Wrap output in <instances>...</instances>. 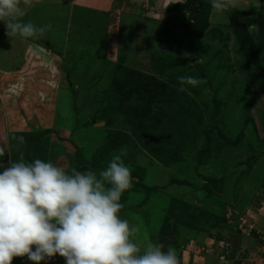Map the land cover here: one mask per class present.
Returning <instances> with one entry per match:
<instances>
[{
  "label": "rangeland",
  "instance_id": "374dc122",
  "mask_svg": "<svg viewBox=\"0 0 264 264\" xmlns=\"http://www.w3.org/2000/svg\"><path fill=\"white\" fill-rule=\"evenodd\" d=\"M41 1L22 18L51 24L41 38L10 40L8 48L0 40V165L22 154L99 171L127 149L122 159L133 179L119 215L138 227L140 244L171 232L163 215L173 206H182L171 210L178 218L190 215L184 206L224 204L264 217V0H241L224 16L212 14L209 0H183L166 13L153 0H113L101 13L90 0ZM154 11L150 34L143 16ZM181 75L204 82L180 91ZM41 264L66 261L57 254Z\"/></svg>",
  "mask_w": 264,
  "mask_h": 264
},
{
  "label": "clouds",
  "instance_id": "9594fccd",
  "mask_svg": "<svg viewBox=\"0 0 264 264\" xmlns=\"http://www.w3.org/2000/svg\"><path fill=\"white\" fill-rule=\"evenodd\" d=\"M31 3L0 0V22L8 37L39 39L51 28L50 23L23 21ZM209 3L214 16L241 9V0ZM169 4L160 12L166 13ZM177 81L180 91L204 82L191 75L178 76ZM14 139L25 143L23 136ZM126 152L119 149L99 171H79L39 158L29 162L22 154L8 166L0 165V264L25 256L41 264L57 254L66 264H179L176 250L163 242L137 243L138 227L119 215L124 207L121 197L133 179L122 159Z\"/></svg>",
  "mask_w": 264,
  "mask_h": 264
},
{
  "label": "crops",
  "instance_id": "0c3cea01",
  "mask_svg": "<svg viewBox=\"0 0 264 264\" xmlns=\"http://www.w3.org/2000/svg\"><path fill=\"white\" fill-rule=\"evenodd\" d=\"M96 1L97 0H90L92 3L90 7L97 8L95 10L100 11V13L109 11L113 3V0H107L105 1L107 3L100 6V4H96ZM159 1L163 6L167 3L172 5L176 2H183V0H153L154 3H158ZM120 2L121 1H118L117 3L121 4ZM34 3L36 6L41 4L43 6L41 0H35ZM126 7L117 10L119 15L121 12L123 14L128 13ZM29 11V8H26V13ZM157 12L158 11H154L151 17L149 15L143 16V21H145L143 25L146 26V31L150 34V26L146 22L151 21L148 19L153 18V15ZM139 18L140 17H137V22H141ZM157 22L160 23V21ZM0 40L2 47L8 48L10 40L23 41L25 39L19 36L8 37L6 35L4 23L0 22ZM13 72L16 71H10L11 74H17ZM0 108L2 107L0 106ZM186 207H188L189 211L193 210L195 207L197 208V212H201V210L205 211L208 215L213 216L212 218L218 221L219 225L210 228L208 231L190 232V235L183 242L178 238L182 232L180 234L178 232L176 238L178 244L181 246L177 251L179 264H264V217L261 216L262 218H258L257 215L259 210H256L257 213H254L252 208L245 207V209L241 211L240 206L232 207L225 206V204L224 206ZM253 215L254 219H250ZM241 217H246L248 228L251 227L250 231L247 228H243V231L239 228V219ZM186 221V223L191 222L190 219ZM182 226L183 225H181V227ZM214 228H216V232L212 234L211 230ZM199 234H201L202 237L199 236ZM238 254L241 256L239 257Z\"/></svg>",
  "mask_w": 264,
  "mask_h": 264
},
{
  "label": "trees",
  "instance_id": "16d2710c",
  "mask_svg": "<svg viewBox=\"0 0 264 264\" xmlns=\"http://www.w3.org/2000/svg\"><path fill=\"white\" fill-rule=\"evenodd\" d=\"M190 2L189 3H192V1L193 0H189ZM187 2V1H186ZM119 4V3H118ZM179 4V3H178ZM175 5H177V4H175ZM175 5H170V7H174ZM119 7V6H118ZM117 7V8H118ZM169 7V8H170ZM189 11H193V10H195V9H192V5H191V7H189V5L187 4V7H186ZM193 13H194V11H193ZM193 13H192V16H193ZM195 14V13H194ZM89 113V111H88V109H86V110H84L83 109V111H82V116H84V115H87ZM71 131H72V129H71ZM15 132V131H14ZM14 132H9V137L14 133ZM44 133L46 134H49V133H51L50 132V130H46V131H44ZM0 149H2V147L0 146ZM255 161V159L253 160H251V163H253ZM217 180L216 179H214V178H209L208 179V182H207V186L209 185V184H213L212 186L213 187H215L216 186V184H217ZM177 183H174V187H177V185H176ZM181 186H183V185H181ZM192 188V187H191ZM143 189H145L146 190V192H148L150 189L149 188H144L143 187ZM193 189V188H192ZM193 191H194V189H193ZM203 191H205L206 193V195L208 196L209 194H210V189L209 188H207V187H205L204 188V190ZM198 194H200V193H198ZM193 196H194V193H193ZM207 198L208 197H206V200H207ZM179 207H182V206H173V207H169V208H167V209H165V213H164V215H163V219H164V221H165V217L166 218H168V220H170V219H172V221H170V222H168V223H166V221H165V223L167 224V227L168 228H171V232L169 231L168 233H167V230L165 231V237L164 238H159L158 239V241L159 242H163L165 245H166V243L168 242V243H174L175 244V242L176 243H178L177 242V238H176V236H175V234L176 235H178L177 233L179 232V234L182 232V234H180L179 235V240L180 241H184L189 235H190V232H198V231H208V229L209 228H213V227H215L216 225H219V222L218 221H216L214 218H212L213 216H211V215H208L205 211H202L201 210V212L200 213H202V216L204 215V216H206V217H204V218H200L199 219V221L198 220H194V218L192 217L191 218V216H192V214H191V212H189L188 210L189 209H186L185 207L186 206H184V208H185V210H186V212L188 213V214H190V215H187L188 217L186 218L184 215H182L181 216V218H178V216L180 215H178V214H175V215H171V210H174V211H176V209H177V211H180V208ZM188 208V207H187ZM194 209H196L197 210V208L195 207ZM193 209V210H194ZM182 210H183V212H185V210L182 208ZM193 210H191V211H193ZM243 209H241V211H242ZM199 211V210H198ZM240 211V212H241ZM211 216V217H210ZM186 219H190L191 220V222H189V223H186L187 221H186ZM184 221V222H183ZM213 222V223H212ZM210 224L211 226L209 227L207 224ZM201 224V225H200ZM169 225V226H168ZM179 225H180V227H179ZM181 225H183L182 227H181ZM198 225H200V226H198ZM208 226V227H207ZM165 239V240H164ZM169 239V240H168ZM166 240H168V241H166ZM167 243V244H168Z\"/></svg>",
  "mask_w": 264,
  "mask_h": 264
},
{
  "label": "built area",
  "instance_id": "2783aa9c",
  "mask_svg": "<svg viewBox=\"0 0 264 264\" xmlns=\"http://www.w3.org/2000/svg\"><path fill=\"white\" fill-rule=\"evenodd\" d=\"M239 222H240L239 227H240L241 229H243V228H247V229H249V231L251 230V227L248 228V225H247V223H246V217H241V218L239 219Z\"/></svg>",
  "mask_w": 264,
  "mask_h": 264
},
{
  "label": "bare ground",
  "instance_id": "6f19581e",
  "mask_svg": "<svg viewBox=\"0 0 264 264\" xmlns=\"http://www.w3.org/2000/svg\"><path fill=\"white\" fill-rule=\"evenodd\" d=\"M127 28L129 29L130 27H127ZM129 30H130V34H131V36H132V35H133V34H132L133 30H132L131 28H130ZM131 40H132V41H133V40L135 41V38L131 37ZM135 44H136V41L134 42V45H135ZM132 54H133V53H132ZM132 54L127 58L129 61H133L134 56H133ZM134 55H135V54H134Z\"/></svg>",
  "mask_w": 264,
  "mask_h": 264
}]
</instances>
